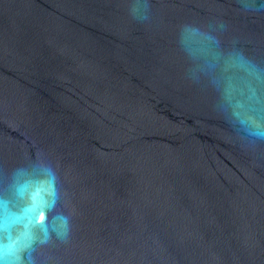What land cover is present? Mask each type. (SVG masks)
Listing matches in <instances>:
<instances>
[{"label":"water","instance_id":"95a60500","mask_svg":"<svg viewBox=\"0 0 264 264\" xmlns=\"http://www.w3.org/2000/svg\"><path fill=\"white\" fill-rule=\"evenodd\" d=\"M0 264H264V0H0Z\"/></svg>","mask_w":264,"mask_h":264}]
</instances>
